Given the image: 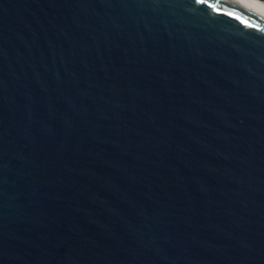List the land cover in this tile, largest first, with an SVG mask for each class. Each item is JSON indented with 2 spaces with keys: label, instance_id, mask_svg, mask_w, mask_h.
<instances>
[{
  "label": "water",
  "instance_id": "obj_1",
  "mask_svg": "<svg viewBox=\"0 0 264 264\" xmlns=\"http://www.w3.org/2000/svg\"><path fill=\"white\" fill-rule=\"evenodd\" d=\"M248 1L0 0V264H264Z\"/></svg>",
  "mask_w": 264,
  "mask_h": 264
},
{
  "label": "bare ground",
  "instance_id": "obj_2",
  "mask_svg": "<svg viewBox=\"0 0 264 264\" xmlns=\"http://www.w3.org/2000/svg\"><path fill=\"white\" fill-rule=\"evenodd\" d=\"M246 3V2H244ZM247 4L252 7V9L257 10V11H261L262 13H264V8L262 6V4H260L259 2H250L248 1Z\"/></svg>",
  "mask_w": 264,
  "mask_h": 264
}]
</instances>
